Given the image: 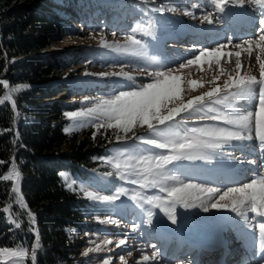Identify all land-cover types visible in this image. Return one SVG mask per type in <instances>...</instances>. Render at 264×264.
<instances>
[{"label": "rangeland", "instance_id": "1", "mask_svg": "<svg viewBox=\"0 0 264 264\" xmlns=\"http://www.w3.org/2000/svg\"><path fill=\"white\" fill-rule=\"evenodd\" d=\"M123 2H129L128 7L137 10L138 12H145L146 14L135 13L133 15L130 13V11H128L127 8H121V4H117V2H110L105 8H95L96 14H94L92 17L90 15L87 16L88 14L84 12H82L81 15H77V18L72 22V28L70 29L71 33L65 36H60V39L53 42L47 49L49 52H56L62 48L79 51H77L79 54L76 55V52L75 56L73 55L71 60L73 74L64 77L70 86H77L75 93L68 97L67 101L77 102L78 107L75 109H69L66 112L86 110L93 107L101 99L113 98V96L118 94L121 90L138 89L140 85L151 82V78H146L145 76L148 75L149 72L154 73L157 70L166 72L169 69H172V74H179L181 76V98L185 102H187L188 99L210 91L217 85L223 89L224 81L229 76L235 77L237 73H239L241 76L242 67L246 60L245 54L249 53V51L246 50L248 45L243 43V39L235 41L233 45H231L230 40H225L223 42L213 44L207 48L210 50L217 48L220 44L224 45L222 51L225 53V55L220 58L219 65L215 63V58L209 57H205L197 64L187 65L186 61L188 59H194L195 55L199 54V49L203 47L201 45L199 46L198 44H195L196 50L192 48L195 47V45H193L191 42H186L182 44V48L179 49V51H176L175 49L170 50V48H167L166 45L162 43L164 35L173 31V27L176 25L181 26V28H187L186 30L190 33L196 29V25L201 24L202 26H215L216 23L214 24V15H212L213 10L208 8V5H213L207 4L206 6L200 0H123ZM142 2L151 4V8L155 11L157 10L158 13H151L149 16H147V7ZM228 3L231 2L228 1ZM253 3V0H244L243 5L247 6V9L250 10L253 9ZM227 5L231 4H226L225 6ZM160 8H164L166 10L161 13L159 11ZM169 8L173 9V11H167ZM214 8L218 10V7ZM198 9H202L205 12H202ZM186 13H191V15ZM118 14H120L119 21L125 23V26L122 23L120 24V22L115 23V21L110 18L112 15L117 16ZM206 15L211 16L213 20L211 25H209L207 21L204 20V16ZM218 18H221V15H219ZM148 19L152 20L153 29L146 31V28L144 29L142 23L144 20ZM216 30L217 29H214V27L211 28L212 32H215ZM129 35L141 41L140 47L131 45L127 39ZM210 38L215 39V36L211 35ZM258 38L259 35L254 36L252 39L257 42L259 40ZM168 40L171 42L173 39H170V37L168 39V36H166V44ZM176 43L179 44V47H181L182 40L181 42ZM171 44L173 45V42H171ZM177 44L173 45L172 47H178L176 46ZM236 44H241L242 47L236 48ZM123 46L127 47L125 48ZM237 52L240 53V69H236L235 67ZM227 53H232V55L228 56ZM251 53L253 56H255L254 58H257V56L260 57L259 61L256 59L255 65L257 68L251 74L252 76H255L257 79H259V64L264 62V47L257 49L253 43ZM76 56L77 58H75ZM159 57L161 60H158ZM153 61H159L161 63L164 61V63L166 62L170 66L158 65L154 68L152 64ZM180 63H185V67L183 69H179ZM221 68L224 70V75H220L219 79L214 80L213 78L218 75ZM177 69H179L178 72L176 71ZM121 72L127 73L128 76L133 77V80L129 81L126 76L113 77L110 75L112 73ZM101 74L109 75L102 76ZM191 80L198 81V85L194 87L190 85L189 81ZM235 91L236 90H234V87H231L226 90H222L217 94V97L222 98L227 92ZM256 91H258V86ZM217 97H214L213 100H215ZM237 100L245 108L243 105L245 104L244 98L233 100V107L214 104L207 100L205 101V104L209 107H212L216 112L219 113L226 112L228 114H241V107L236 104ZM255 104L253 108H255ZM173 106L175 105L169 104V107ZM244 108L242 111H244ZM186 116L187 114L182 112L179 116L174 117L173 121L165 122V125H159L154 122V127L158 130H167V128L170 127L173 130L179 131L181 134H183L184 129L180 126L181 124H187V127L189 128L193 126L203 127L206 124H218L219 126H223L222 123L218 121L198 120L195 117L185 120L184 118ZM66 118L69 121L66 127L67 132L81 134L85 131H91L93 136L100 135L102 138H105L103 146L100 147L101 153L92 158L94 163L90 168L99 171H105V173L114 178V180H118L117 182L127 185L128 188L135 187V189L140 190L142 193V195H135L133 193L124 192L122 195L123 197L115 201L92 200L87 197L85 193L92 192L95 196L112 194L100 187V185H98V183L90 176L80 174V172H78L76 169L61 172L60 176L64 186L69 190L79 192L91 203L93 207V228H91L89 231H86L84 234H79L81 244L78 248V252L85 264H104L105 259L109 260V264H191L194 253L191 254L190 257L184 256L180 260L173 259L174 251H176V245L170 244L166 247V249L165 245L167 241L166 239H162V237L159 236L156 227L166 226L167 229H172L174 232H176V234L180 233L181 235V232L187 231L190 233L189 235H191L196 232V230H198L199 224H203L208 221L214 222L217 219L219 221H224L225 224L221 226V229L225 228V225L227 224L225 219L227 216H223L225 215V212H231L230 208L211 209L209 213H204L202 207L198 206L196 208L184 209L178 204L176 205L178 223L176 225H172L161 211V208L154 207L153 204L148 203L146 200L147 197H154L155 203L168 200V188L179 186L180 182H191L193 184L202 185L204 188L220 189L218 193L211 196L210 200H205V197L208 196L206 192L194 190V202L197 205L200 204L201 200H205V203L209 205L211 202H216L219 199V195L223 194V192L227 191V189L230 187L215 186L214 184L216 183L213 182L214 179L210 181L214 184L208 183L206 178V180L202 179L204 170H207V168L204 169V166L202 165L199 166L201 170L195 171L188 169L187 166L185 169L183 168V164L189 161L178 162L181 166L176 169H173L171 165L166 166L169 169L167 172L168 178L162 180L161 182L162 186L166 189L164 192H161L159 187H141L140 183L133 184L131 181L132 179H135V177L128 176L123 168L120 170V172H122L126 178L123 180L120 178L118 170L113 165L117 162L123 164V160L130 154H169L168 150L166 149H155L154 146L147 145L143 143L142 140L138 139V137L155 138L158 140L161 139L160 137L156 136L155 132L148 129L147 125H141L137 123L134 125L131 131L125 132L122 129L113 127H98V125H106L109 123L106 118L101 116L78 117L75 119L66 116ZM111 123H114V121H111ZM224 126L231 127V125ZM117 136L120 137L119 140H117ZM239 143L240 141H238L236 146H238ZM232 148L233 144L231 142L229 144H225L219 150L223 151L227 156H229L233 152L231 150ZM148 149H152V151L149 152L147 151ZM234 150V158L230 159V162H233L235 159H237L235 156L238 150H236V147ZM65 151H67L66 147H62L60 150L61 153ZM212 160H218L222 162V159L219 156ZM252 161H255V166V164L258 162V159H254ZM190 162L199 164L203 163V161ZM237 162L240 163V161L237 160L234 162L235 165L239 164ZM203 164L207 165L206 163ZM212 166L208 165L209 169L213 171H211L212 174H216V169L220 167L215 166V169H211ZM250 166L254 167L253 165ZM15 174V167L14 165H11L10 170L5 175L6 177L14 179ZM173 177H175V179H172ZM215 178L219 180V176ZM220 178H222V176ZM258 179L259 177L257 180ZM251 180L249 182H251ZM218 183L222 185L221 180H219ZM230 186L241 187L242 185H232L230 183ZM129 194L131 195L129 196ZM134 195L137 196L136 200L131 198ZM195 197H199V199H195ZM119 200L127 201L124 203H127L135 207L138 211L142 212V216L138 215V212H134L130 206H124L123 204L119 203ZM133 203L136 204L138 208ZM221 203L230 204L231 198L226 201H222ZM139 206L147 213V215L148 211H152L153 214L155 213L153 215V222L151 225L148 224V216L143 213L144 211ZM244 210L245 207L243 208V211ZM158 231L160 232L159 229ZM165 231L166 233H172L171 231ZM231 234L233 235L234 232L231 231ZM187 235L188 234L185 233V236ZM120 239H124L126 243L125 245H120L117 247ZM107 241H111V243H107ZM97 248H99L98 251L96 250ZM88 249H93V251L89 252ZM185 250L186 248L181 250L180 253L184 252ZM154 251L157 252L156 257H153L152 255ZM85 253H87V255H85ZM144 256L149 257L148 261H144ZM121 257H123V259H121ZM185 258L188 259L183 260ZM23 262L24 253L19 248H0V264H23Z\"/></svg>", "mask_w": 264, "mask_h": 264}, {"label": "trees", "instance_id": "2", "mask_svg": "<svg viewBox=\"0 0 264 264\" xmlns=\"http://www.w3.org/2000/svg\"><path fill=\"white\" fill-rule=\"evenodd\" d=\"M103 2L0 0V177L15 164L23 199L10 180L0 181V248H19L23 264H85L79 234L93 228V207L60 174L73 164L92 166L105 138L66 131L64 113L78 103L67 101L77 86L64 77L73 74L78 50L47 49L71 33L77 15L93 16Z\"/></svg>", "mask_w": 264, "mask_h": 264}, {"label": "snow or ice", "instance_id": "3", "mask_svg": "<svg viewBox=\"0 0 264 264\" xmlns=\"http://www.w3.org/2000/svg\"><path fill=\"white\" fill-rule=\"evenodd\" d=\"M254 3H261L264 8V2L261 0H253ZM228 3V0H217L218 6ZM239 4L243 7L244 0H239ZM166 9L160 8L159 11L163 13ZM167 11H173L169 8ZM220 11L224 12V7H220ZM191 15V13H186ZM204 20L209 25L213 23L210 15L204 16ZM256 33L259 35V44L256 47H264V14L255 20ZM131 45L140 47L141 41L129 35L127 37ZM244 44L248 45L246 49L251 54L253 39H244ZM119 47V46H118ZM127 47V46H123ZM224 45L220 44L217 48L207 49L202 48L199 54L195 55L194 59H188L187 65H193L201 62L205 57L215 58V63L219 65L220 58L225 55L222 51ZM236 48H241V44H236ZM231 56L232 53H227ZM236 69L241 68L240 53H236ZM257 61L260 57L257 56ZM162 67V66H161ZM185 63L179 64V69H183ZM260 78L249 75L247 78L240 76L239 73L235 77L229 76L223 84V89L220 86L213 87L210 91L202 95L195 96L185 102L181 98L182 83L179 74H172V69L168 71H155L148 73L146 78H151V82L142 84L138 89L121 90L118 94L114 95L111 99H101L93 107L82 111H69L64 115L69 118L78 117H94L101 116L106 118L109 123L106 125H98V127H113L122 129L125 132L132 130L135 124L147 125L148 129L155 132L156 136L161 139L138 137L143 143L154 146L155 149H166L169 154L164 155H128L120 162L115 163L113 166L118 170L120 178L123 180L126 176L120 172L123 168L128 176L135 177L132 183H140L141 187H159L161 192L166 189L162 186V180L167 179V172L169 169L166 167L171 165L173 169L179 168L181 165L178 162L182 161H205L211 163V156L217 150L221 149L225 144L232 141H252L254 136L258 140V148L262 155H264V62L259 64ZM179 69L176 71L178 72ZM102 76L109 74H101ZM113 77L126 76L129 81L133 77L128 76L127 73H112ZM220 75H224V70L221 68L218 75L213 79H219ZM190 85L197 86L198 81H189ZM5 86L7 82L5 81ZM258 86V91H256ZM27 87V86H25ZM235 87V92H227L222 98L217 97V94L222 90ZM214 97H217L213 100ZM258 98V106L253 111H247V114H228L216 112L212 107L205 104V101H210L214 104L226 105L233 107L232 101L237 98ZM87 99V98H86ZM178 102V103H177ZM169 104L175 106L169 107ZM182 112L186 113L185 120L193 117L198 120H211L221 122L223 125H231V127L217 125H204L203 127H187V124H181L184 129L181 132L167 128V130L157 129L154 127V122L159 125H165V122L173 121L174 117L179 116ZM253 117H254V135H253ZM114 121V123H111ZM120 137L117 136V140ZM147 151L151 152L152 149ZM177 162V163H174ZM255 163V161H251ZM8 179L10 177H7ZM172 179H175L173 177ZM194 190L199 192H206L208 194L205 200H210L213 194L220 191L218 188H204L202 185L180 182L179 186H174L167 189L168 200L155 203V199L149 198L148 203L154 207L161 208V211L166 216L167 220L172 224L178 223V216L176 213V205H180L184 209H191L202 207L204 213H209L211 209H228L232 212L242 216L245 220L248 217L241 211L245 206V201L249 202L250 210L256 213L258 217H264V180L252 179L251 182L243 183L241 187H230L223 194L219 195L216 202H211L210 205L201 200L197 205L194 202ZM87 197L92 200L115 201L123 195L121 190L117 195H104L95 196L92 192L85 193ZM231 198V203H221ZM133 200L137 196H132ZM158 199V198H156ZM199 199V197H195ZM153 222V212L148 211V224ZM259 233L264 237V222L259 224ZM111 243V241H107ZM126 241L120 239L117 247L125 245ZM97 251L99 248L96 249ZM93 251V249H88ZM87 255V253H85ZM153 257L157 256V252H153ZM264 258V257H262ZM123 259V257H121ZM149 257L144 256V261H148ZM104 264H109V260L105 259Z\"/></svg>", "mask_w": 264, "mask_h": 264}, {"label": "bare ground", "instance_id": "4", "mask_svg": "<svg viewBox=\"0 0 264 264\" xmlns=\"http://www.w3.org/2000/svg\"><path fill=\"white\" fill-rule=\"evenodd\" d=\"M222 7H224V9H225L224 12H226L228 16H233L235 18H231L229 21L222 22L223 20H221V18H218V16L220 14L217 12L213 13L216 20L218 21V24L216 23L215 27H218L220 29H225V26H228V24H230V22H232V24L235 27H231V29H229V30H231V34L234 33V35H236V38H237L239 35V34H237V31L241 28V26H246L251 21V18L253 16L251 17L250 15H243L244 11H240L239 8H237L234 5H227V6L222 5ZM235 9L238 11H234ZM234 12L236 13V15L233 14ZM207 29H208L207 27H203L202 30H207ZM234 30H235V32H234ZM175 32L176 33H170L169 35H167L168 39L170 37V39H173L171 42H175V43L181 42L180 32H177V31H175ZM249 32L250 31H245V33L241 32V35H245L244 37H251L255 33L253 31L251 33H249ZM223 37H225V34ZM200 43H201V41L199 39L194 44H196V45L198 44L199 46L200 45L203 46ZM259 43H260L259 40L257 42L254 41V45L259 44ZM172 46L173 45L171 44V47ZM256 48L260 49L262 47H256ZM245 56H246V60H245L243 67H242L241 76L247 78V76L251 75L256 70L257 66L255 65L256 64V58H254L255 56H253L252 53L251 54L246 53ZM234 90H236L235 87H234ZM244 99H245V104H243V105L245 106V108H244V111H241L242 114H246L245 110L248 108L253 109V106L255 104V98L245 97ZM236 150H238V152H236V156H235L237 159H235L233 162H235L237 160L240 161V163L237 162L239 164H236L235 166L238 169L237 171L239 173L245 172L243 177H240V175H236L233 172L227 171V169H229V168L226 169V167L225 168L220 167V168L216 169V174L213 173V175H210L209 173H207L206 175L204 174V178H206L208 181H212L214 179L213 182H215L217 185H221L220 183H218V181L221 180L222 184L225 183V185H228V186H230V183L232 185H238V184H242L246 180H248V174H246V173H247L248 167L250 165H249V163L246 164L245 162L248 158L257 157V154L260 152V150L258 148V140L257 139L255 140V138H253V140L250 142L249 141H243V142L240 141L239 145L236 146ZM246 150H247V153H246ZM216 157H217V155L215 153H213L212 159H215ZM212 159H211V162L213 161ZM216 161H218V160H216ZM222 162H223V160H222ZM210 166H212V165H210ZM215 168H216L215 166H212L211 169H215ZM251 168L255 169V173L253 174V176H256L258 178L259 174L262 173L261 171H258V170L264 169V159H262V161H259L257 166H254ZM87 171L90 173L91 176H93V178L100 185H102L104 187L105 190L110 192L112 195H117V193H119L121 190H123V193L129 192V193H133L135 195H139V194L142 195L140 190L135 189V187L128 188L127 185H124V184L117 182L118 180L117 181L114 180V178H112L111 176H109L108 174H106L104 172H100V171H93L92 172V170H90V169H88ZM213 176H215V177L219 176V180H217ZM221 176H222V178H220ZM5 177H6V175H5ZM260 180H264V173L261 175V179L259 178L257 181L259 182ZM130 195L131 194H129V196ZM122 197L123 196L120 195L119 199ZM152 198L154 199V197H152ZM148 199L149 198L147 197L146 200L148 201ZM248 205H249V202L245 201V206H243L241 208V211H243L244 207H245V210L247 209V211H243L244 214L248 217L247 220H245L242 216H240L237 213H234L232 211L226 212V215H227V219L231 222V224H238L239 229H240V231L238 233L239 235L233 236L234 242L237 241V243L243 244L245 242L244 236L246 234H248V240H249V245H250L249 250H252V255L250 256V258L248 259L246 264H257V263L264 261V258H262V257H264V248L262 247L264 245V237H261L260 233H259V224L264 222V217H258L256 215V213L251 212L250 206H248ZM220 223H221V220L219 221L216 219L214 222L208 221L206 223L199 224L198 230H196V232H194L191 235H189V233L187 231L181 232V235H180L181 241L186 242L185 246L187 245V243L190 244L189 249L186 251V253L184 255L183 254L180 255L179 252L177 251L174 254L173 259H181L184 256L189 257L190 253H192L191 249L193 251L205 250L208 248V245L212 241L218 240L217 242L218 243L220 242V245H223V242H221L220 240H222V241L225 240L223 238V236L226 235V232L220 231V229L218 228ZM251 223L253 224V229H250V231H246L247 229L242 228L244 226V224H251ZM185 233H187L188 235L185 236ZM159 235L161 237H163V239L165 238L166 240L173 239V237H176V235H174L172 233H166L165 230L160 231ZM250 239H251V241H250ZM238 246H239V244L235 248L236 251L238 249ZM236 251H233L231 253L230 260L233 259L232 257ZM198 264H204V263L198 262Z\"/></svg>", "mask_w": 264, "mask_h": 264}, {"label": "water", "instance_id": "5", "mask_svg": "<svg viewBox=\"0 0 264 264\" xmlns=\"http://www.w3.org/2000/svg\"><path fill=\"white\" fill-rule=\"evenodd\" d=\"M80 168H82V169H84L83 167H80ZM1 179H8V178H1ZM18 180V177H16V178H14L13 179V186H12V188H13V190H14V192L19 196V197H21V195H20V193H19V191L17 190V188H16V181Z\"/></svg>", "mask_w": 264, "mask_h": 264}]
</instances>
